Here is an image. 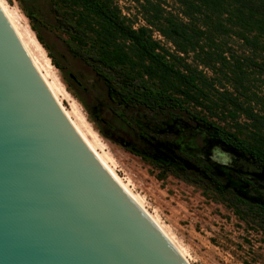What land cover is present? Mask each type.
<instances>
[{"label": "rangeland", "instance_id": "374dc122", "mask_svg": "<svg viewBox=\"0 0 264 264\" xmlns=\"http://www.w3.org/2000/svg\"><path fill=\"white\" fill-rule=\"evenodd\" d=\"M4 1L8 8L16 13L15 22L19 30L29 29L37 41L32 30L34 27L49 48L48 51L39 44L42 54L44 53L43 59L46 58V61L49 59L47 62L52 67L54 76L67 93L64 96H57L63 108L69 113L75 108L80 113L86 124L99 137L98 152L110 160L109 165L119 179L134 195L142 199L145 210L157 219L159 225L183 249L188 263L264 264V223L257 218L237 216L219 195L203 184L186 182L171 173L158 180L160 170L150 161L153 159L171 161L177 167V164H182L188 171L219 180L224 188L228 189V194L238 195L262 206L264 169L255 167L250 160L244 159L232 150L221 147L215 139L216 135L206 126H190L178 120H153L147 114L137 116L124 113L121 101L113 92L106 95L96 87L92 90L94 80L90 76V71L73 59V52L78 50V46L68 34L54 27L47 0L32 2L24 0L23 3L18 0ZM111 2L125 18L126 24L134 29L148 28L152 39L158 42L164 51L179 56L180 68L188 66L201 71L215 90L238 97L244 106H249L254 112L264 115L262 103L264 73L260 68L264 65V38H257V41H254V33L245 34L250 41L248 43L243 39L239 29L224 23L228 30L214 35L216 46L211 48L204 46V51L208 52L210 57H205L201 52L182 55L160 35L156 26H164L166 19L188 22L189 18L184 15L186 10L184 0H111ZM26 13L30 19L26 17ZM149 22L155 25H149ZM193 22L202 30L207 28L201 15H195ZM31 54L41 68V64H45L43 59L34 51H31ZM50 55L64 69L63 73L53 66ZM237 66L244 71L242 79L236 78L239 73ZM41 69L44 73V68ZM71 74L81 82L82 89L92 90L84 99L87 103L96 102V105L93 103L91 105L95 117L99 115L100 109L108 106L116 114L123 112L124 121L134 132L145 136L149 147L132 148L141 156L132 154L129 148L117 141L116 136L112 138L107 130H102L103 134L99 132V126L94 118L86 112L75 97L73 88L68 87L63 79L64 75ZM47 81L51 82L52 79ZM200 114L242 138L251 136L254 132L249 126V121L241 113L235 118L227 115L226 111L210 113L202 110ZM215 151L219 152L220 157H215ZM230 157L233 163H229Z\"/></svg>", "mask_w": 264, "mask_h": 264}, {"label": "water", "instance_id": "95a60500", "mask_svg": "<svg viewBox=\"0 0 264 264\" xmlns=\"http://www.w3.org/2000/svg\"><path fill=\"white\" fill-rule=\"evenodd\" d=\"M0 264H188L73 125L1 6Z\"/></svg>", "mask_w": 264, "mask_h": 264}, {"label": "trees", "instance_id": "16d2710c", "mask_svg": "<svg viewBox=\"0 0 264 264\" xmlns=\"http://www.w3.org/2000/svg\"><path fill=\"white\" fill-rule=\"evenodd\" d=\"M18 1L23 3L24 0ZM47 1L54 27L68 34L77 44L78 50L73 52V59L90 71L94 80L92 90L96 87L106 95L113 92L121 101L124 113L137 116L147 114L151 119L158 121L179 119L190 125L206 126L221 143L264 169V115L244 106L238 97L215 90L201 71L188 66L180 68L179 56L164 51L158 42L152 39L148 28L134 29L126 24L125 18L121 16L118 8L113 6L111 0ZM184 5V15L189 18L188 22L166 19L164 26H156L160 35L168 40L179 54L201 52L205 57H210V54L204 51V46H216L214 35L228 30L224 23L239 29L248 43L250 41L245 34L254 33V41L264 38V0H184ZM195 15L203 16L206 29L195 26ZM26 17L30 19L27 13ZM149 25L155 24L149 22ZM32 30L39 44L49 51L37 30L34 27ZM49 58L53 66L63 73L64 69L54 57L50 55ZM260 68L264 73V65ZM237 71L239 73L236 78L242 79L244 71L239 66ZM63 79L68 87L73 88L75 97L91 115L93 102L87 103L84 96L92 90L82 89V84L75 75H64ZM262 103L264 112V100ZM93 104L96 105V102ZM202 110L210 113L226 111L231 118L241 113L249 121V126L254 132L246 138L230 133L202 116ZM100 112L104 122L115 127L121 134L131 135L123 112L116 114L108 106H104ZM130 152L140 155L133 150ZM150 162L160 170L158 180L171 173L186 182L203 184L219 195L237 216L257 218L264 223V208L228 194L215 178L200 176L186 170L182 164L176 163L177 167L171 161L153 159Z\"/></svg>", "mask_w": 264, "mask_h": 264}, {"label": "bare ground", "instance_id": "6f19581e", "mask_svg": "<svg viewBox=\"0 0 264 264\" xmlns=\"http://www.w3.org/2000/svg\"><path fill=\"white\" fill-rule=\"evenodd\" d=\"M0 6L5 13L9 23L11 24L15 34L17 35L22 47L26 51L27 55L29 56L30 60L32 61L33 65L37 69L38 73L44 80L45 84L49 88L50 92L56 99V101L59 103V105L62 107L64 112L67 114L73 125L76 127V129L80 132V134L83 136V138L87 141V143L90 145V147L94 150V152L97 154V156L101 159V161L104 163V165L113 173V175L118 179V181L123 185V187L129 192V194L134 198V200L139 204V206L144 210V212L149 216V218L154 222V224L160 229V231L165 235V237L168 239V241L173 245V247L179 252V254L186 260L188 263V260L185 256V253L181 247H179L175 241L166 233V231L161 227L155 217L150 215L144 208L142 199L132 193V191L128 188V186L121 180L119 177L115 174L112 167L109 165L110 160L106 158L103 154H100L98 152L97 148L99 137L96 135V133L86 124L84 121V118L78 113V111L73 108L72 112H67L63 106L60 103V99L57 96L66 95L67 93L64 91L62 85L58 82V79L54 76L52 72V67L48 64V60L46 61V58L43 59L42 49L39 43L34 39L31 31L27 28H22L19 30V28L16 25L15 20L16 13H13L11 11L4 0H0ZM31 51H34L36 54H38L41 59L45 62V64H41V68H44V73L42 69L40 68V65L37 63V61L33 58ZM39 57V58H40ZM42 61V62H43ZM43 62V63H44ZM47 79H52L51 82H48ZM90 138V139H89ZM189 264V263H188Z\"/></svg>", "mask_w": 264, "mask_h": 264}, {"label": "flooded vegetation", "instance_id": "af4514ba", "mask_svg": "<svg viewBox=\"0 0 264 264\" xmlns=\"http://www.w3.org/2000/svg\"><path fill=\"white\" fill-rule=\"evenodd\" d=\"M101 110V109H100ZM92 114H91V116L94 118V120L96 121V123L98 124V126H99V132L100 133H102V130H107L111 135H112V138H113V136H116L117 137V141H120V143L123 145V146H125L127 149L129 148L130 150H133L132 148H134L135 146L137 147L138 146V148L140 149H142V148H146V146L147 147H149V143H148V141L146 140V138H144L145 136L142 134V133H140V134H137V133H135L134 132V130H133V128L129 125V124H127L128 126H129V128H130V131H131V135H129V134H124V133H122L121 134V132L119 131V130H117L115 127H113L112 125H110L109 123H107V122H104L103 121V119H102V116H101V112L99 111V115L98 116H94L93 115V112H91ZM173 120H178V121H180L179 119H173ZM182 122V121H181ZM183 123H185L186 125H190V124H188V123H186V122H183ZM197 124H194V125H190V126H196ZM103 134V133H102ZM216 139V141L218 142V144L221 146V147H224V148H226V149H229V150H232L233 152H235V153H237V154H239L241 157H243L244 159H246V160H250L251 161V163L255 166V167H257V168H262L261 166H259V165H257V164H255L254 162H253V160H251V159H249V158H246L245 156H243L242 154H240L239 152H236L235 150H233L232 148H230V147H228V146H226L225 144H223V143H221L220 142V140L216 137L215 138ZM138 149V150H139ZM214 154H215V157H220L219 156V152L218 151H215L214 152ZM230 160L231 161H229V163H233L232 161V157H230ZM225 175V174H224ZM217 180V179H216ZM221 185H222V187L224 188V186H223V184L219 181V180H217ZM239 181H241L243 184H245V182H243L242 180H239ZM249 183V182H248ZM251 183V182H250ZM226 191H228V189L227 188H224ZM237 197L238 198H240V199H242V200H244V201H246V202H248V203H250V204H252V205H255V206H258V207H262V208H264V206H262V205H259L258 203H251V201H248L246 198H243V197H239L238 195H237Z\"/></svg>", "mask_w": 264, "mask_h": 264}]
</instances>
